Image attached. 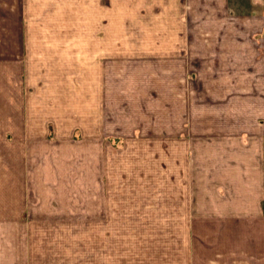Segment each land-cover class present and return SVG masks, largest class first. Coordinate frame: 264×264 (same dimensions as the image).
<instances>
[{
    "label": "crops",
    "instance_id": "crops-1",
    "mask_svg": "<svg viewBox=\"0 0 264 264\" xmlns=\"http://www.w3.org/2000/svg\"><path fill=\"white\" fill-rule=\"evenodd\" d=\"M148 1L146 18L161 36L129 55L162 56L168 77L176 74L170 61H202V71L179 64L185 81L240 77L210 86L237 93L232 129L211 133L209 149L169 142L160 181L138 180L151 184L146 194H119L118 183L108 194L106 148L58 143L75 132L84 141L120 138L104 119L105 63L85 64L74 36L34 31L53 26L51 12L41 24L29 0H0V264H264V0ZM102 6L94 5L99 18ZM53 124L50 136L43 126ZM187 134L207 138L181 127L158 138ZM67 154L82 159H55Z\"/></svg>",
    "mask_w": 264,
    "mask_h": 264
},
{
    "label": "rangeland",
    "instance_id": "rangeland-1",
    "mask_svg": "<svg viewBox=\"0 0 264 264\" xmlns=\"http://www.w3.org/2000/svg\"><path fill=\"white\" fill-rule=\"evenodd\" d=\"M29 1L31 7L28 8V12L31 13L32 19H37V23L51 21L50 12L56 18L52 20L53 26L36 28L34 31L48 35L74 36L75 50L88 54V58L84 56L85 64L94 62L92 57H100L98 61L105 63V65L101 64L106 73L103 76L106 84V87L103 86L105 88L104 119L107 131L116 132L120 138L84 141L79 137L80 134L75 132L73 138H58V143L60 148L99 147L98 143H101L100 147L106 148L107 163L111 165L109 170L111 174L107 176L108 194H114V183L123 186L119 194H130L131 191L134 194L138 188L139 194H146L151 184L142 187V182L138 180L144 176L145 179L147 178L145 182L160 181L161 175L165 174L162 167L167 164L162 152L169 147V142L176 144L174 149H178L179 144H185L187 149L191 147L209 149L211 143H216L211 140V133L225 134L232 129L233 124H228V121L229 116L239 108L233 97L237 93H230L224 88L222 91L211 92L210 86L212 79L219 80L223 86L227 83V78L237 80L240 77L188 75L185 81L178 75L179 64L187 65L190 70L202 71V61L192 58L193 56H189L186 61H168L167 64H170V68L176 73L173 74L172 71L171 76L168 77L166 76L168 74L163 72L166 61L162 56L156 59L146 55H129L136 46L146 48L149 39L161 36V28H155L153 22L146 18L147 14L149 15L147 4L150 1L90 0L93 6L91 13L88 11L86 0H58L57 4L53 2L54 0ZM99 2L103 5L100 18L98 8H94ZM136 15L138 18H135ZM56 22L59 23L58 26L54 25ZM86 36H90V42L86 40ZM98 37L105 39V42L99 43ZM103 52L106 54L104 55ZM258 63L259 60L252 61V67ZM42 64L43 72L46 73L50 60H43ZM253 79L257 84L256 76ZM167 83L171 84V89L164 90L168 87ZM202 84L203 89L200 88ZM183 108L186 109V115ZM45 112L46 110L43 112L44 116L48 114ZM185 119L186 124H183ZM53 125L43 126L44 131H47L46 134L50 133L52 136L53 132L57 133ZM180 127L181 131L188 133L195 131L197 135L207 138L191 139L190 134H187L188 137L190 136L187 140L167 141L163 137L158 138L162 132L177 133ZM218 142L223 143V140ZM80 158L82 159L67 154L55 159L60 163H77ZM127 165L129 166L126 167ZM176 174H171L172 182L178 176ZM113 175L115 179L111 180ZM186 183L187 181H184V185Z\"/></svg>",
    "mask_w": 264,
    "mask_h": 264
}]
</instances>
